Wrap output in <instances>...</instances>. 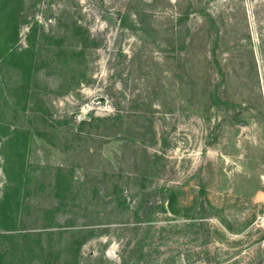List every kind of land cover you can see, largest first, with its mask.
<instances>
[{
  "label": "rangeland",
  "instance_id": "374dc122",
  "mask_svg": "<svg viewBox=\"0 0 264 264\" xmlns=\"http://www.w3.org/2000/svg\"><path fill=\"white\" fill-rule=\"evenodd\" d=\"M13 170L2 264H264V0H0Z\"/></svg>",
  "mask_w": 264,
  "mask_h": 264
},
{
  "label": "trees",
  "instance_id": "16d2710c",
  "mask_svg": "<svg viewBox=\"0 0 264 264\" xmlns=\"http://www.w3.org/2000/svg\"><path fill=\"white\" fill-rule=\"evenodd\" d=\"M5 22L7 23V20ZM11 49H12L11 47H8L7 51L10 52ZM16 62L18 63V65H20L22 62L25 63V60H22L21 58H18V61H16ZM23 88L25 89V87H23ZM14 132L15 133L12 134L8 138L7 146L9 148V153L11 151V152L15 153V154H11V155L16 156L17 153H18V146H19V144H22V143L20 142L21 141L20 140L21 136L19 134V130L17 129ZM24 149H25V147H24ZM9 175H10L9 177H10L11 186H9V188H8V191H7L8 193L6 194V197L4 199L0 200V223H3L2 226H0V227L9 226L8 224H5V223H8L9 221H12L11 216H8V215L4 216L3 214L7 213L8 210L13 208L14 206L20 204L19 191H20L21 187L18 188V189H15L16 185H15V180H14V177H13V176L19 175V174H18L17 171L15 172L13 170V174L11 173ZM18 184H19V186H21L22 182L20 181V182H18ZM43 234L44 233H39L38 235H43ZM0 264H2V261H1Z\"/></svg>",
  "mask_w": 264,
  "mask_h": 264
},
{
  "label": "built area",
  "instance_id": "2783aa9c",
  "mask_svg": "<svg viewBox=\"0 0 264 264\" xmlns=\"http://www.w3.org/2000/svg\"><path fill=\"white\" fill-rule=\"evenodd\" d=\"M257 222L261 225H264V209L263 212L258 215Z\"/></svg>",
  "mask_w": 264,
  "mask_h": 264
}]
</instances>
